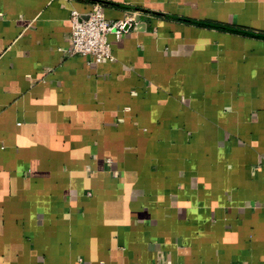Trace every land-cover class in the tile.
<instances>
[{"label":"crops","instance_id":"0c3cea01","mask_svg":"<svg viewBox=\"0 0 264 264\" xmlns=\"http://www.w3.org/2000/svg\"><path fill=\"white\" fill-rule=\"evenodd\" d=\"M0 264H264V0H0Z\"/></svg>","mask_w":264,"mask_h":264},{"label":"built area","instance_id":"2783aa9c","mask_svg":"<svg viewBox=\"0 0 264 264\" xmlns=\"http://www.w3.org/2000/svg\"><path fill=\"white\" fill-rule=\"evenodd\" d=\"M71 46L66 49L69 54H79L89 57V62L99 63L113 57L111 51L110 34L120 38L136 24L133 15L109 19L106 17L103 5L99 1L93 2L86 13L73 9L70 16Z\"/></svg>","mask_w":264,"mask_h":264},{"label":"trees","instance_id":"16d2710c","mask_svg":"<svg viewBox=\"0 0 264 264\" xmlns=\"http://www.w3.org/2000/svg\"><path fill=\"white\" fill-rule=\"evenodd\" d=\"M187 22H194V23H198L201 25H206V26H210V27H217V28H221V29H232V30H239L234 28L233 26H229L227 24H223V23H215V22H210V21H195V20H191V19H183Z\"/></svg>","mask_w":264,"mask_h":264}]
</instances>
